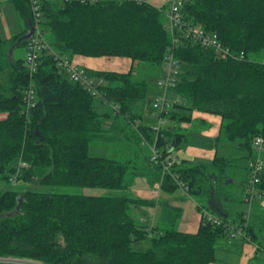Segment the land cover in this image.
Wrapping results in <instances>:
<instances>
[{
  "label": "trees",
  "instance_id": "1",
  "mask_svg": "<svg viewBox=\"0 0 264 264\" xmlns=\"http://www.w3.org/2000/svg\"><path fill=\"white\" fill-rule=\"evenodd\" d=\"M180 1L183 20L201 25L209 34L216 33L234 57L223 59L183 29L173 35L168 28L170 9L167 13L166 7L147 0H39L42 30L52 52L40 53L35 95L28 109L25 99L30 76L25 58L15 59L10 51L32 28L31 4L30 0H12L25 29L10 40L0 36V75H5L0 83V112L7 114L0 121V257L45 264L217 262V240L232 238L227 229L202 222L196 234L182 232L178 228L181 209L166 201L35 189L65 186L123 191L133 183L126 180L130 169L139 168L150 184L163 181L162 191L168 194L179 188L175 174L200 210L208 211L201 200L232 201L226 181L235 180L229 170L239 167L237 160L217 154L212 162L182 160L163 175V166L152 164L150 154L142 168H135L133 161L89 154L91 144L97 141L123 137L143 143L123 118L128 113L147 140L156 142L165 159L171 155L172 143L178 150L188 141L183 123L207 125L193 117L203 113L220 119L216 143L235 142L247 153L248 164L252 160L254 139L264 138V59H251L264 58V0ZM28 43L22 40L18 47L27 48ZM53 52L74 63L75 57L82 56L164 67L163 77L172 57L176 72L170 90L173 100L169 111L162 113L172 126L156 135L143 123L144 106L153 101L148 98L149 82L136 78L135 66L126 73L83 68L92 79L103 82L99 86L102 96L98 97L61 73ZM242 52L244 59L236 57ZM96 98L102 105L114 104L121 109L120 114L114 112L109 128L104 118L110 115L95 110ZM242 170L250 175L249 165ZM258 194L256 199L264 197V170ZM245 196L246 188L244 202ZM157 205L154 221L138 215L143 207L154 209ZM245 215L237 213L239 224H247L250 241H254V230ZM142 244L148 248L133 247Z\"/></svg>",
  "mask_w": 264,
  "mask_h": 264
},
{
  "label": "built area",
  "instance_id": "2",
  "mask_svg": "<svg viewBox=\"0 0 264 264\" xmlns=\"http://www.w3.org/2000/svg\"><path fill=\"white\" fill-rule=\"evenodd\" d=\"M55 1V0H52ZM69 1V0H65ZM82 3H97L100 1H111V0H77ZM112 1H121V0H112ZM140 1V0H136ZM31 4V23L33 29V35L29 40L28 46L26 48V57L25 63L27 70L30 76V84L26 92V103L28 109L32 106L33 97L35 95V85H34V76L38 68V60L40 53L44 50L52 49L50 45L45 40V34L42 30L41 24V8L39 5V0H30ZM180 0H173L172 6L169 11V24L168 28L173 35H176L175 32L177 29H183L185 33L194 39H196L201 45L206 48L214 49L219 52L223 59L234 57L235 54L231 52L230 49L223 47L222 43L219 40V37L216 33L209 34L206 32L201 25H192L183 20L180 7ZM55 59L58 63V67L61 73L69 75L70 79L74 82L81 83L86 89H88L94 96H102V93L99 89V86L103 84L102 81H97L92 79L88 73L81 67L77 66L73 61L64 58L63 56L53 52ZM236 57L240 59L245 58V54L242 52ZM163 79L159 82V85L162 89V94L159 95L157 101H155V106L160 108L158 114L159 125L151 127V130L158 135L162 130V125L166 122L165 117L162 115L164 112H168L171 103L168 99V94L170 93L171 87L174 82L173 75L175 72V62L172 57L168 59L166 66V71ZM115 113L120 114L121 109L119 106L111 104ZM123 118L127 120L131 126L138 132L139 136L143 140V143L148 147L150 151V162L156 166H163V175L169 173L171 168L176 163H179V159L172 155L167 156L163 159L162 155L157 148L156 142L150 143L147 138L138 130V122L132 121L130 114H123ZM254 155L252 160L249 162V183L246 186V196L245 201L248 207V212L245 215V219H249V214L251 211L252 203L258 194V184L261 182V175L264 170V138L256 137L253 142ZM25 164L22 163L21 166ZM176 183L179 188L183 189L185 192L188 191L186 185L181 182L175 174H173ZM162 182H157L154 186V194L159 197L162 192ZM202 222L203 224H210L214 226L224 227L229 232V235L232 238H243L247 241H250V236L246 230V225H240L228 220H223L222 218L214 215L213 213L203 210L202 211ZM15 259V258H14ZM18 262L14 264H45L39 261L17 259ZM22 261V262H21ZM2 263V262H0ZM13 263H2V264H13Z\"/></svg>",
  "mask_w": 264,
  "mask_h": 264
},
{
  "label": "crops",
  "instance_id": "3",
  "mask_svg": "<svg viewBox=\"0 0 264 264\" xmlns=\"http://www.w3.org/2000/svg\"><path fill=\"white\" fill-rule=\"evenodd\" d=\"M153 5H156L152 3ZM157 7H160L159 5H156ZM3 14L8 15L9 18H12V24H13V34L10 39H12L14 36H17L21 34L25 29V24L20 19L19 15L17 14L15 7L12 3V0H0V36L2 39H4L1 35V32L3 30L2 28V18ZM16 16V17H15ZM18 17V18H17ZM10 39H4V40H10ZM19 48L18 45L13 49V52L10 54L13 55L16 52V49ZM25 49V56L26 57V48ZM74 61L77 66L81 68H87L90 70H100V71H117L126 73L128 72L132 66H135L136 64H133L131 60L128 59H120V58H102V59H96V58H86L82 56H77L74 58ZM1 116V120L3 121L7 118V114L5 113L4 116ZM193 117L195 119L205 120L206 124L205 126L200 125V122L190 126L189 123H187L185 130L187 133L189 131L194 130L196 134H203L208 137H212L215 141L216 148L219 145V142L216 143L217 138L220 134V119L216 116H211L208 114L203 113H194ZM196 123V122H195ZM191 127V128H189ZM188 141L190 140L189 134L187 136ZM187 141V142H188ZM171 155L174 157H177L179 159V163L182 161L178 156L174 155L173 152L175 150V144L174 146H171ZM189 156H195V157H204L206 159H210V162H212L217 154V149H209V148H200V147H189L187 151ZM244 158V157H243ZM240 158V159H243ZM238 159V161H241ZM185 160V159H184ZM247 164L245 163V166H242L238 163V168L240 169H246L248 168V161L246 160ZM241 163V162H240ZM233 184H237V182L233 181ZM155 185V184H153ZM153 185L148 183L147 181L143 180H137V183L135 187L131 188L133 189L135 195L138 196V198L143 200H157V201H166L170 205L175 206L182 211V216L180 219V231L189 233V234H196L202 224V211L198 208L197 201L190 197L183 189L178 188L175 192L168 194L165 192H161L159 197H155L153 195ZM229 197L232 199V201H224L221 204L218 202H214L212 200L205 202L206 208L209 212L213 213L214 215L227 219L228 221H232L235 223H239V221L235 220V218H231V216L234 213H237V209L239 206H245L244 202V193L245 188L240 187V189H236L234 191L228 190ZM91 196H99V195H91ZM247 206V205H246ZM248 209V207H247ZM155 215L153 217V221L155 220V217L159 211L158 205L154 208ZM248 212V210H247ZM247 212L243 211L242 213L247 214ZM250 224L254 230L255 238L254 241H245L243 238L240 241H237V239H229L228 241H221L219 243V248L216 245V258L217 262L213 264H264V240H260V237L258 236L259 231L264 230V197L257 198L254 200L252 209L250 211L249 219ZM224 239V238H223ZM219 250L221 251V256L218 255ZM263 260V261H262Z\"/></svg>",
  "mask_w": 264,
  "mask_h": 264
},
{
  "label": "rangeland",
  "instance_id": "4",
  "mask_svg": "<svg viewBox=\"0 0 264 264\" xmlns=\"http://www.w3.org/2000/svg\"><path fill=\"white\" fill-rule=\"evenodd\" d=\"M150 3H154L156 5H159L160 7H166L167 8V13L171 7V4L173 0H147ZM155 5V6H156ZM2 32L1 35L4 39H10L12 37V32H13V24L12 18H9L8 15L3 14L2 15ZM16 17V16H15ZM18 18V17H17ZM46 37L49 38V33L46 34ZM25 56V49L24 47H19L16 49V52L14 54L15 59H21ZM251 59H258V60H263V57L260 56H254ZM164 67L159 68L155 66H150L148 64L140 63L135 65V76L137 79H145L149 82L150 84V92L148 94V98L153 101V103L146 104L144 106V111H143V123L147 126L153 127V126H158L159 125V118L158 114L160 112V108L155 106V101L158 100L159 95L162 94V89L159 85V82L163 79V73H164ZM5 80V75L2 74L0 75V83H3ZM168 99L170 102H172L173 98L171 96V93L168 94ZM94 108L95 110L100 113V114H109L110 117L104 118V124L105 127L109 128L112 125L113 122V117H114V110L112 105H102L100 103V99L96 98L94 100ZM0 115L4 116L5 113L0 112ZM1 118V116H0ZM1 120V119H0ZM166 122L162 125V130H165L169 127L172 126L173 122H171L168 119H165ZM187 123H183L181 127L185 130ZM192 127V125L190 124ZM189 127V128H191ZM194 130L189 131V137L190 140L188 142H185L180 146L178 150H175L173 152L174 155L178 156L181 160H187L189 162H192L194 164L199 163V162H210V159H206L204 157H195V156H189L187 151L189 147H200V148H209V149H217V155L221 157H226L228 159H233L237 160L240 158L241 161H238V163L242 166L245 163L247 164L245 157L247 155L246 152L240 150L235 142L227 141V140H222L219 142L218 147L216 148L215 146V141L212 137L205 136L203 134H196L194 133ZM89 154L90 156H97V157H107L111 159H116L119 161H133V166L140 167L147 162V158L150 154V151L148 147L138 141L132 140V139H126V138H119L116 140H107V141H97L91 144L90 149H89ZM241 162V163H240ZM134 168V169H135ZM132 172L134 174L132 175ZM230 177L234 178L235 182L237 184L229 183L227 184L226 181V190L229 191H234L236 189H240V187L246 188L247 182L249 175L246 176V174L243 172L242 169L238 167H233L229 170ZM248 177V178H247ZM145 180L148 182V178L142 174L138 169H130L129 174L127 175L126 180H133L132 185L129 187L127 190L123 191H116V192H110L106 190H101V189H91V188H75V187H65V186H43V187H36L35 189L43 192H50V193H58V194H69V195H99V196H104V195H109V194H117L118 196H134L138 198V196L135 195L134 191H132L133 187H135L137 180ZM149 183V182H148ZM153 185V190H154ZM153 195L154 192H153ZM155 197H157L155 195ZM260 198V197H259ZM256 199V198H255ZM254 199V200H255ZM202 204H206L204 201L201 200ZM247 204L245 203V206H239L237 211L238 212H247ZM237 212V213H238ZM237 213H234L231 218H235V220H238ZM139 216L148 218V219H153L155 215V210L153 208H148V207H143L142 210H140ZM250 215V214H249ZM180 222V221H179ZM180 224V223H179ZM178 224V228L180 229V225ZM258 236L260 237V240H264V230L259 231ZM232 238H230L231 240ZM237 239V241H240V238H233ZM251 239V238H250ZM229 239L224 238V239H219L216 242L217 247L219 248V243L221 241H228ZM135 249L138 250H144L148 248V244H142V246H133ZM218 255L221 256V251L219 250ZM26 260V259H25ZM263 261V260H262ZM0 262L2 263H16L18 260L15 258L11 257H0ZM22 262V261H21ZM13 263V264H14Z\"/></svg>",
  "mask_w": 264,
  "mask_h": 264
},
{
  "label": "water",
  "instance_id": "5",
  "mask_svg": "<svg viewBox=\"0 0 264 264\" xmlns=\"http://www.w3.org/2000/svg\"><path fill=\"white\" fill-rule=\"evenodd\" d=\"M32 35H33V29L30 28V30L26 33V35H24V36L19 40V42L17 43V45L20 44V42H21L22 40L29 41V40L31 39ZM10 52L12 53V52H13V49H11ZM171 146H174V143H172ZM169 152H170V153L172 152V151H171V148H169ZM229 183H233V181H232V180H228V181H227V184H229ZM18 209H19V207H17V210H18Z\"/></svg>",
  "mask_w": 264,
  "mask_h": 264
}]
</instances>
